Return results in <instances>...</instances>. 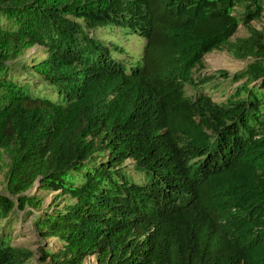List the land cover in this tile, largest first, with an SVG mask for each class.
Segmentation results:
<instances>
[{"label": "trees", "instance_id": "trees-1", "mask_svg": "<svg viewBox=\"0 0 264 264\" xmlns=\"http://www.w3.org/2000/svg\"><path fill=\"white\" fill-rule=\"evenodd\" d=\"M263 2L0 0V264L32 260L9 240L25 205L48 264H264ZM213 48L250 61L202 75Z\"/></svg>", "mask_w": 264, "mask_h": 264}, {"label": "rangeland", "instance_id": "rangeland-1", "mask_svg": "<svg viewBox=\"0 0 264 264\" xmlns=\"http://www.w3.org/2000/svg\"><path fill=\"white\" fill-rule=\"evenodd\" d=\"M264 5V2H263ZM249 24L254 26L257 29H261L264 27V15H262L257 20H250ZM100 36L102 37H109L102 34L101 30L98 31ZM113 32V31H111ZM108 33V32H107ZM247 29L244 25L238 24L236 30L231 35V38L234 39L235 37H243L247 35ZM113 38L119 39L120 37L116 32L111 33ZM125 39H122L120 42L124 45L126 50L132 51L138 47V40L139 36L136 35H126ZM42 46L35 43L33 45L24 46L22 48V56L27 57V61L34 58H39L43 55ZM128 53H124L123 55H119L118 53H114L116 56H120V58L128 57ZM203 67L201 68V73L203 74H210L217 68H221L226 70L229 73L234 72L235 70H239L243 68L246 62L250 61L235 58L229 51L225 50L224 48H213L203 55ZM258 80H254L252 82H257ZM251 82V83H252ZM214 83V85H211ZM236 83V82H235ZM235 83H231V79L229 78H222L217 76L216 78L211 79L210 82L207 83V89L211 92L212 98L214 100H223L227 94L230 92L232 86ZM250 83V84H251ZM8 156L6 152L0 149V191L3 189V184L6 175V168H7ZM28 195L30 196H39L41 197L40 201V208H44L49 206V204L55 199L57 196L56 190L50 189H40L39 181L36 180L34 184L26 190ZM28 210L26 214L20 220H12L11 227L9 229V240L12 244L20 245L22 247L30 248L32 253V260L25 262L24 264H48L47 259L44 261L35 260L33 257L38 256V246L43 245L46 246L50 250H55L60 246V242H58L55 238L47 237L42 239L41 241L37 239V235L32 230L31 219L34 212L37 211L36 207H31L25 205L23 209L20 211ZM40 251V250H39ZM34 259V260H33ZM37 259V258H36ZM82 264H96L92 255L87 256Z\"/></svg>", "mask_w": 264, "mask_h": 264}]
</instances>
